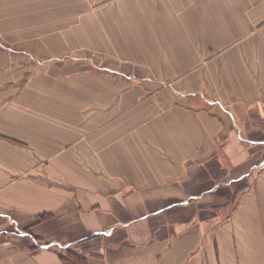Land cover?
<instances>
[{
	"label": "crops",
	"instance_id": "obj_1",
	"mask_svg": "<svg viewBox=\"0 0 264 264\" xmlns=\"http://www.w3.org/2000/svg\"><path fill=\"white\" fill-rule=\"evenodd\" d=\"M225 1L220 41L239 43L213 60L207 27L162 54L138 26L212 20L213 0H0V49L57 65L23 80L0 59V264H264V0ZM81 52L143 82L75 70Z\"/></svg>",
	"mask_w": 264,
	"mask_h": 264
},
{
	"label": "rangeland",
	"instance_id": "obj_2",
	"mask_svg": "<svg viewBox=\"0 0 264 264\" xmlns=\"http://www.w3.org/2000/svg\"><path fill=\"white\" fill-rule=\"evenodd\" d=\"M164 1L166 3L167 8H172V11H173V0H164ZM186 1H187L186 4L182 6L181 11L190 10L189 5L191 3H193L195 5V3L192 2V0H186ZM225 2H226L225 0H213V7L212 8L214 11V17L212 20L209 18V16H207L205 13H202V11H200V13L202 15V16H200V19L191 20V21H188V20H182V21H179V20H158V21L157 20H148V21L143 20V21H139L138 26L143 27V28L148 30V35L143 37L147 41V45L145 46V48L149 49L150 52L160 51L163 54V52L168 50L170 47L174 48V45H173L174 38L176 39V44H177V39H178L179 42H181L182 46H184L186 35H185L183 27L194 28L195 23H198V29L204 30L207 27V29L213 33V38H214L215 42H214L213 54L211 55L210 58H213V60H221L222 59L221 52L223 49H225L227 47L228 44L239 43V37L238 36H231V37H229V39H226L224 42L220 41L221 40L222 22H223L222 7H223V4ZM125 6H126V4L123 3V4L119 5V7H116L117 9L115 11H124ZM107 12H110V11L108 10ZM147 22H148V24H147ZM175 27H181L182 28L181 34L179 36H176V37L173 35V32L170 30V29H173ZM163 28L165 29V31H163ZM164 33H167V35H165ZM119 36L117 37V36L112 35L110 37L108 35V42L111 41L112 46L115 47V51L117 52V55L121 56V58H126L129 54V50L125 49V44H124L125 43L124 42L125 37H122L121 35H119ZM139 39H140V41L142 40L141 37ZM149 40L150 41H157V42L154 43L153 45H149L148 44ZM134 46H136V44ZM116 48H117V50H116ZM149 51L147 50L146 52L149 53ZM56 54L58 55L59 53H54L53 55H56ZM85 54H86V56H85ZM112 54L115 56V52H112ZM200 54H202V53H200ZM3 55H5V56H3ZM31 55H33V57L35 59H33L29 55L26 57V54H24V53H22V55H15L11 52L4 51V50L0 49V59L5 58L6 60H8V59H13V58H18V59L26 60V62L29 63V65H31V66H24V67L21 66L19 68H11V71H13V72L18 71L19 74L22 75L23 80H27V77L31 76V74H33L34 72H37V74H35V76L43 77V76H47V74H46L47 70L51 69L50 72L55 70L52 68L53 67L55 68L57 65L47 64L48 62L41 64V62H40V60L47 58V56H48L47 53H45V52H43V53L32 52ZM60 56H62V55L52 56V58L57 60V58ZM68 56H73L70 58L72 60L70 62H73V63H75L74 64L75 66H78V67H74L75 70H89L91 75L99 74V73L101 75H108L109 74L112 76H117V77H119L125 81H128V80H126L127 75L131 76L132 79H130V81H128V82H130V83H128V87H132L133 85H139L143 79L141 68H135L131 65H123L119 60L112 59V57L107 58V57H105V55L100 56V55H96L95 53H92V52H89V53L81 52V54L80 53H72V54H69ZM88 56L91 57V59L86 58L85 61H82V60L73 61V59H79V58H84V57H88ZM96 57L98 59H100L102 61V63H97L98 66L97 65L93 66V62L94 63L96 62V60H95ZM52 58H49V59H52ZM182 58L183 59L185 58L184 55H182ZM60 59L66 60L65 57L60 58ZM198 62H200V56H199ZM109 63L114 64V66L113 67L106 66V64L108 65ZM61 64L62 63H59L58 65H61ZM210 69L214 72V74H215V72H218L219 70H221V68H219V67L218 68L212 67ZM30 82H33V81L31 80ZM39 82H41V81L39 80ZM165 85H166L165 87H168V88L171 87V84H169V83H167ZM217 85H219V84H217ZM124 91H126V89ZM55 100H57L56 96H55ZM69 102H70L71 106H77L79 103H82L83 101H82V99L77 100L76 98H73V99L70 98ZM84 102H86V100ZM135 102H137V101H135ZM130 105H131V103H130ZM135 108H138V109L134 110V112L136 113V114H133L134 120H135V123H139V122H141V116H140V110L141 109H139V106H135ZM96 126H97V123L93 120L92 121V129L96 130ZM102 130H104V129H102ZM95 133H96V131H95ZM248 147H250V145ZM254 149H256V148H254V147L249 148V151H253ZM217 154H220V150L217 151ZM255 155L257 157L261 158V161H259L258 163L256 162L257 163L256 166H261V168H263V166H264V148L256 149ZM255 155H254V157H255ZM259 158H257V159H259ZM241 185L246 186V182L240 183L239 185H237L235 190L236 191L239 190V186H241Z\"/></svg>",
	"mask_w": 264,
	"mask_h": 264
},
{
	"label": "trees",
	"instance_id": "obj_3",
	"mask_svg": "<svg viewBox=\"0 0 264 264\" xmlns=\"http://www.w3.org/2000/svg\"><path fill=\"white\" fill-rule=\"evenodd\" d=\"M67 257L71 258V260H73V261H76V260H77V259L74 258V256H73L72 254H70V253L67 254ZM72 258H74V259H72ZM64 260H67V259L64 258Z\"/></svg>",
	"mask_w": 264,
	"mask_h": 264
},
{
	"label": "built area",
	"instance_id": "obj_4",
	"mask_svg": "<svg viewBox=\"0 0 264 264\" xmlns=\"http://www.w3.org/2000/svg\"><path fill=\"white\" fill-rule=\"evenodd\" d=\"M47 246H48V245H42L41 247H44V248H45V247H47Z\"/></svg>",
	"mask_w": 264,
	"mask_h": 264
}]
</instances>
